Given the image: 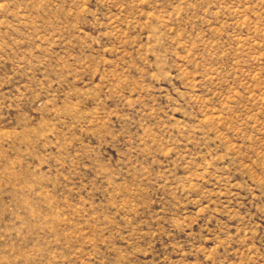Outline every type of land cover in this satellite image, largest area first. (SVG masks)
<instances>
[{"label": "rangeland", "instance_id": "1", "mask_svg": "<svg viewBox=\"0 0 264 264\" xmlns=\"http://www.w3.org/2000/svg\"><path fill=\"white\" fill-rule=\"evenodd\" d=\"M0 264H264V0H0Z\"/></svg>", "mask_w": 264, "mask_h": 264}]
</instances>
